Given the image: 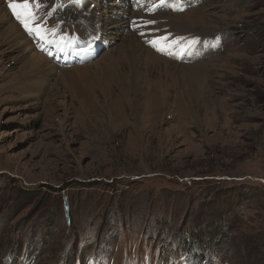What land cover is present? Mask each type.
I'll return each mask as SVG.
<instances>
[{"label":"rangeland","instance_id":"374dc122","mask_svg":"<svg viewBox=\"0 0 264 264\" xmlns=\"http://www.w3.org/2000/svg\"><path fill=\"white\" fill-rule=\"evenodd\" d=\"M21 3L88 51L0 48V264H264V0Z\"/></svg>","mask_w":264,"mask_h":264},{"label":"bare ground","instance_id":"6f19581e","mask_svg":"<svg viewBox=\"0 0 264 264\" xmlns=\"http://www.w3.org/2000/svg\"><path fill=\"white\" fill-rule=\"evenodd\" d=\"M32 1L33 0H30L29 3H31ZM136 1L139 2L138 6L141 7L140 9H149L152 6V5L149 6V4H153V2L161 1V0H136ZM21 2H24V0H0V24H8V26L5 29V32L9 33V37L5 40H3L4 36H2V35L0 36V43L2 42L0 48L6 44H10L11 46L9 48H12V45L21 43L25 48H27L29 50H33V47L31 44V39L33 37V34L31 32H29V29H32L31 27L33 25H41V27L44 30L42 35H41L43 37L39 43L35 42V46L37 48H39L41 50L45 49L46 51L51 52V49L56 45L57 47L60 48V52H63L64 56L66 54H70V56H72L74 60H77V58H76L77 56L83 57L84 54L88 51L85 47H84V50H82V48L77 49L75 47L76 43L85 44L83 39L79 35L64 34L62 36H57V32L55 30H51V28H46V25H47L50 18L48 16L41 15L39 12L40 9L38 11H35L34 9H32L36 13L38 12L37 14H34L35 15L34 19H33L34 24L31 25L28 23L27 25H25V27L22 26V24H20L19 22H17L14 19L15 16H17L16 15L17 10L16 9L14 10V6L9 8L10 11L8 9V4L9 5L10 4L12 5V3H19L20 4ZM39 3H40V1H39ZM21 5H22V3H21ZM23 5H25V3ZM40 5H41V3H40ZM15 6H16V4H15ZM35 6L33 4L32 7L35 8ZM36 7H38V6H36ZM41 9H44V8L42 7ZM9 12H11L13 16H11V13H9ZM31 12H33V11H31ZM31 12L29 13V16L24 15L25 16L24 23L25 22L27 23V22L32 20L33 16L31 15ZM147 12L148 11H146V10L141 11V12H139L137 10H135V12L131 11V13H137V14H139V16H133L132 14H130V16L128 17L129 22L127 20V23H129L130 29L134 33L137 32V37H136L135 41L144 38L145 37L144 34H145L146 30H148V28L151 26V23L148 22V20L146 19ZM22 13H23V11H22ZM145 20H147V21H145ZM21 21L23 22V19ZM62 25H63V23L61 22L60 26H62ZM37 31H38V29H37ZM40 31H41V28H40ZM158 31L159 30L156 29L154 34L150 33L149 38H151L152 36L154 38V35H158V34H156ZM5 32L1 33V34H5ZM189 36H190V32L188 30H186L184 28V26H182V33L178 36L180 38V40H177L178 37L175 39L176 47L173 46L172 49L178 48L179 47L178 42L181 41L182 39L187 41L189 39ZM161 39H166V36L165 35H162V36L158 35V40L160 41L159 44H161ZM49 44H50V46H47ZM153 44L155 47L157 45H159V44H155L154 42H153ZM161 47H162L161 52H163L166 47H163L162 45H161ZM158 52H160V51H158ZM153 56H155V55H153ZM49 68H50V70H52L51 66ZM63 71L67 75L68 85L72 86L71 87L72 93L78 97H80L81 95L85 96V100H84L85 104L87 103L90 105L92 102V94H90L88 91L87 81L84 78L82 67H77V68L63 67ZM42 76H46V74H43Z\"/></svg>","mask_w":264,"mask_h":264},{"label":"snow or ice","instance_id":"6c2138e0","mask_svg":"<svg viewBox=\"0 0 264 264\" xmlns=\"http://www.w3.org/2000/svg\"><path fill=\"white\" fill-rule=\"evenodd\" d=\"M30 2V0H24V3L25 4H28ZM10 6H12V5H10ZM152 23H155V21H151ZM27 27V26H26ZM29 31H31V29H29Z\"/></svg>","mask_w":264,"mask_h":264}]
</instances>
